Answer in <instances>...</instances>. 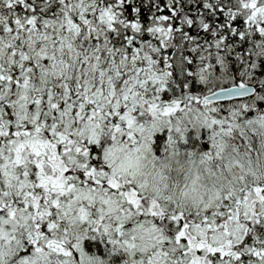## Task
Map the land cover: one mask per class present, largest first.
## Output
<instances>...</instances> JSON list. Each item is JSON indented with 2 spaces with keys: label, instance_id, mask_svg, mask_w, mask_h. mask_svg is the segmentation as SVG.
Returning <instances> with one entry per match:
<instances>
[{
  "label": "snow or ice",
  "instance_id": "1",
  "mask_svg": "<svg viewBox=\"0 0 264 264\" xmlns=\"http://www.w3.org/2000/svg\"><path fill=\"white\" fill-rule=\"evenodd\" d=\"M0 264H264V0H0Z\"/></svg>",
  "mask_w": 264,
  "mask_h": 264
}]
</instances>
